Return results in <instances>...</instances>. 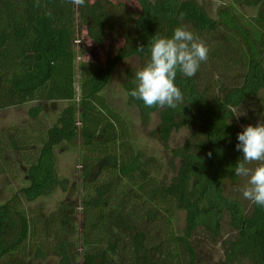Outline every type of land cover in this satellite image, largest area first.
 <instances>
[{
  "label": "trees",
  "instance_id": "obj_1",
  "mask_svg": "<svg viewBox=\"0 0 264 264\" xmlns=\"http://www.w3.org/2000/svg\"><path fill=\"white\" fill-rule=\"evenodd\" d=\"M236 2L260 7L252 31L240 26L232 12L223 11L214 19L194 0H85L82 7L68 0H0V109L34 101L69 102L46 134L37 131L32 136L31 129H22L18 137L7 132L14 149L26 152L29 166L28 184L0 205V264H28L34 250L43 259L53 252L59 258L54 264H79L76 208L62 203L56 212L43 216L33 215L24 204L59 187L66 190L57 173L55 149L79 141L85 148L83 264H197L194 232L203 227L219 238L227 213L238 231L229 242L227 259L264 264V207L253 204L246 215L224 188L226 180L238 179L235 167L243 157L236 149L240 132L231 123L233 110L264 90V0ZM111 7L124 10L136 36L130 37L121 28L127 26L113 20ZM181 26L206 46L205 39L219 34L221 26L235 30L246 48L242 83L213 93L212 86L204 83L201 63L193 77L177 73L183 103L175 108L147 107L130 95L137 83L135 73L149 61L153 37H171ZM216 41L217 50L231 49L220 37ZM77 42L81 125L76 104ZM139 46L144 50L136 51ZM96 48L104 50V61ZM132 57H140L142 65L127 71L128 102L138 107L144 124L160 113L153 134L168 146L173 132L198 126L191 140L173 149L179 166L172 159L177 172L171 179L160 176V159L136 148L129 122L103 94L115 68ZM43 112L44 107L36 105L29 115L38 121ZM6 139L0 134V158ZM180 210L186 212L183 234L174 226ZM155 226H163L164 235Z\"/></svg>",
  "mask_w": 264,
  "mask_h": 264
},
{
  "label": "rangeland",
  "instance_id": "obj_2",
  "mask_svg": "<svg viewBox=\"0 0 264 264\" xmlns=\"http://www.w3.org/2000/svg\"><path fill=\"white\" fill-rule=\"evenodd\" d=\"M155 2L156 0H151ZM202 5L211 17L214 19L220 18V13L223 11L232 12L237 20L238 24L248 31L253 30L254 19L261 11L260 7H251L242 3L236 2V0H194ZM110 13L113 20L116 22H122L121 27L130 37H134L135 28L125 16L124 10L121 8H110ZM127 30V31H126ZM83 35V34H82ZM217 37L230 44L231 49L223 51L217 50ZM205 39L207 47L209 49L208 59L201 65L202 76L204 83H209L212 86L213 93H218L223 86L230 87L234 84L242 83V77L245 73L244 53L246 48L242 38L236 34L235 30L227 27L220 28L219 34L208 37ZM87 45H91L86 42ZM209 43V44H208ZM76 51V90L77 98L76 104L79 109L78 123L81 125L80 118V98H81V50L80 42L75 45ZM98 57L101 61H104L106 55L104 50L95 49ZM142 65V59L140 57H132L125 60L119 66L115 68L111 75L109 85L104 91L108 102L112 108L118 111L124 118L127 119L132 130L133 142L139 150L143 151L148 156H155L162 162V170L160 171L161 177L171 179L176 170L172 169L171 161L175 162L176 168L179 166V159L173 158L172 151L175 148L183 147L187 141L191 140L193 133L198 129L183 128L179 131L173 132L168 146L154 135V131L158 128L161 118L160 113L153 114L150 122L144 124L138 107L132 106L128 102V93L125 90L124 84L127 78V71L131 67L140 68ZM264 66V56H263ZM222 87V88H223ZM69 104V102L63 101H34L33 103H27L9 108L0 109V134L6 136V147L0 158L2 165V171L0 172V205L8 201L16 192L22 187L28 184L27 168L29 164L25 158L22 150H16L9 141V132L11 131L13 136H18L22 129H31L33 133L46 134L48 128L57 123L59 115L63 108ZM35 105H42L44 112L37 120L33 119L29 115V110ZM234 117L231 119V123L242 132L248 125L256 126L259 123H264V90H261L258 94L252 95L249 99L243 102L239 107H236ZM235 114H241L237 117ZM35 129V131H33ZM17 131H19L17 133ZM8 132V133H7ZM195 146L196 140H193ZM57 158V173L60 180L65 181L66 190L57 188L48 196L39 198L34 202L24 201L25 207L28 208L33 215L39 213L49 215L56 212L62 203L72 204V207L76 208L77 218V233L76 242L78 245V262L83 264L85 245L84 241V224H83V199L86 196V190L83 187L82 175L84 171L83 156L85 154V148L82 142L79 141L75 145L63 143L55 149ZM248 167L255 168L257 162L247 165ZM247 186V178L239 176L236 181H225V195L239 202L246 213L251 214L253 210V203L244 199L239 191L240 188ZM175 229L179 234H183L186 227V212L180 210L175 218ZM154 229L161 228V234L164 235L165 228L163 226L152 227ZM155 231V230H153ZM238 235L237 229L230 224V217L227 213L223 221L222 233L219 238H213L205 228H198L193 235L192 243L194 245L197 254V264H253L248 259L238 260L235 262L227 259L226 251L229 247V242L234 240ZM59 261V258L51 252L46 259L38 258L35 250L31 252L28 264H54Z\"/></svg>",
  "mask_w": 264,
  "mask_h": 264
},
{
  "label": "clouds",
  "instance_id": "obj_3",
  "mask_svg": "<svg viewBox=\"0 0 264 264\" xmlns=\"http://www.w3.org/2000/svg\"><path fill=\"white\" fill-rule=\"evenodd\" d=\"M68 2L76 7L85 5V0ZM143 50L144 47L139 46L136 51ZM208 52L206 44L186 27L175 28L171 37L154 36L150 59L136 71L137 83L130 95L142 100L147 107H177L178 103H183V93L175 83L177 73L193 77L201 63L207 61ZM237 139L236 149L242 151L243 157L235 167V174L247 178V186L239 191L244 199L264 207V123L248 125L238 133ZM253 162H257L255 168L247 166Z\"/></svg>",
  "mask_w": 264,
  "mask_h": 264
},
{
  "label": "crops",
  "instance_id": "obj_4",
  "mask_svg": "<svg viewBox=\"0 0 264 264\" xmlns=\"http://www.w3.org/2000/svg\"><path fill=\"white\" fill-rule=\"evenodd\" d=\"M29 103H33V102H29ZM27 104V103H26ZM36 106V105H35Z\"/></svg>",
  "mask_w": 264,
  "mask_h": 264
}]
</instances>
